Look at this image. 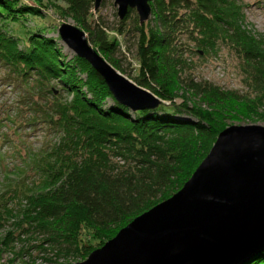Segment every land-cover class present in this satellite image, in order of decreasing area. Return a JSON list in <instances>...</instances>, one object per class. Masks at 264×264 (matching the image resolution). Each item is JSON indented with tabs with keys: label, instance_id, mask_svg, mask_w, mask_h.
I'll return each mask as SVG.
<instances>
[{
	"label": "trees",
	"instance_id": "16d2710c",
	"mask_svg": "<svg viewBox=\"0 0 264 264\" xmlns=\"http://www.w3.org/2000/svg\"><path fill=\"white\" fill-rule=\"evenodd\" d=\"M17 1L0 0V63L29 87L31 77L42 85L58 84L57 89H46L53 97L45 100L46 105L26 103L34 111L26 121L53 127L56 139L27 153L24 166L34 175L15 181L17 186L29 187L18 214L8 209V215L16 218L12 227L17 236L9 230L2 249L13 251L17 240L32 241L44 254L83 260L133 218L181 188L226 127L224 113L246 116L257 112L256 104L264 106V78L256 72L251 79L257 97L249 101L191 78L183 85L177 71L186 65L187 48L180 43L185 33L202 50L225 44L254 63L264 61L257 41L240 28L238 0H150L153 17L141 25L135 10H128L115 30L132 34L136 41L138 68L131 80L162 100L153 110L136 112L113 98L86 60L75 54L63 59L54 39L30 32L20 46L21 38L11 34L7 25L29 13L38 15L39 10L18 6ZM49 5L60 17L72 19L87 33L93 48L126 74L116 58L119 42L109 37L110 28L102 17H95L94 0H51ZM128 17L133 28L124 29ZM179 89L196 96L198 106L187 98L175 104ZM61 91L70 97L57 94ZM108 99L112 104H107ZM260 118L264 120V107ZM25 168L16 167L21 174L15 176L18 180L23 179ZM243 264H264V250Z\"/></svg>",
	"mask_w": 264,
	"mask_h": 264
},
{
	"label": "water",
	"instance_id": "95a60500",
	"mask_svg": "<svg viewBox=\"0 0 264 264\" xmlns=\"http://www.w3.org/2000/svg\"><path fill=\"white\" fill-rule=\"evenodd\" d=\"M102 0H94V10ZM139 24L150 0H113ZM60 40L103 78L113 98L135 112L162 100L115 69L84 30L62 23ZM264 249V126L229 125L180 189L133 218L103 245L72 264H241Z\"/></svg>",
	"mask_w": 264,
	"mask_h": 264
},
{
	"label": "rangeland",
	"instance_id": "374dc122",
	"mask_svg": "<svg viewBox=\"0 0 264 264\" xmlns=\"http://www.w3.org/2000/svg\"><path fill=\"white\" fill-rule=\"evenodd\" d=\"M50 1L18 0V6L35 7L39 10V14L29 13L25 16H20L17 23H9L7 25L8 31L21 38L19 44L22 47V42L25 41L26 35L30 32H36L46 38H52L57 42V46L63 55L62 58L70 60L74 53L60 40L58 28L62 23L73 25L75 23L70 18L60 17L59 12L49 5ZM238 6L242 10L240 19L241 30L253 38V41H257L260 50L264 51V0H238ZM181 12H184V10H181ZM95 13V17L98 16L99 18L101 16L107 28H110L108 30L109 37H114L118 40L119 51L116 58L120 60L121 66L126 70V74L113 67L131 80V77L137 74L138 68L136 41L132 34L123 35L115 30L119 27L120 19L117 16V8L113 5V0H103ZM152 17L151 13L147 22H150ZM125 22L124 29L133 28L132 17H128ZM180 38L183 49L187 48L183 53L186 65L179 67L177 70L183 85V80L191 78L195 82L211 84L223 92H235L247 100L257 97L251 75L256 72L260 78H264V61L261 60L260 63H257V59L256 63H254L225 44H220L208 51L202 50L199 43L186 33L182 34ZM23 82L17 74L11 73L8 68L0 63V249L4 247L1 241L9 230L13 231L14 236H17V230L12 227V223L16 218L12 219L8 215V209H11L13 214H18L16 211L19 209L22 195L25 194L29 187L17 186L15 181H24L34 175L33 170L24 166L27 153L29 151L34 153L46 148L56 139L53 127L51 128L41 121L34 124L26 121L34 112L29 109L26 103H32L33 100L37 102V105L42 103V106L46 105V99L53 100V97L46 89L51 87L57 89L58 84L50 81L46 82V85H42L39 82L35 83L33 77L27 79V83L31 85L30 87ZM177 83L179 84L178 80ZM262 84L264 87V81ZM57 94L62 95V97H70L63 91ZM176 96L175 104L186 101V98L190 103L196 105L200 103L196 96L184 93L182 89L177 90ZM262 101L264 103V99ZM107 104H112V100L108 99ZM166 104H169V102H166ZM256 106L257 112L254 111L246 116L234 112L224 113L223 122L225 126L246 124L264 126V120L260 118L264 106H261V104H256ZM16 167L27 169L21 180L15 177L17 174L18 177L21 176L20 172L16 173ZM13 168L14 172L12 171ZM10 183L12 186L8 185ZM24 204L22 199L21 205ZM22 240H24V237H22ZM34 245L35 242L32 241L20 242L17 240L13 245V251L2 249L0 264H72L80 261L73 256L58 258L54 257L50 252L44 254ZM22 248L25 249L24 252L21 255L17 254ZM49 257L53 261H46Z\"/></svg>",
	"mask_w": 264,
	"mask_h": 264
},
{
	"label": "bare ground",
	"instance_id": "6f19581e",
	"mask_svg": "<svg viewBox=\"0 0 264 264\" xmlns=\"http://www.w3.org/2000/svg\"><path fill=\"white\" fill-rule=\"evenodd\" d=\"M153 110V109H152ZM131 111V110H130ZM141 111V110H140ZM131 112H133V111H131ZM136 112V111H135Z\"/></svg>",
	"mask_w": 264,
	"mask_h": 264
}]
</instances>
